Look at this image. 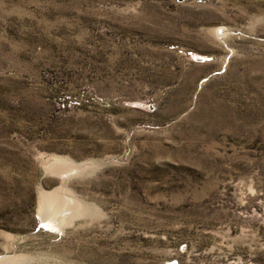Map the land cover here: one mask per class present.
Segmentation results:
<instances>
[{
	"label": "rangeland",
	"instance_id": "obj_1",
	"mask_svg": "<svg viewBox=\"0 0 264 264\" xmlns=\"http://www.w3.org/2000/svg\"><path fill=\"white\" fill-rule=\"evenodd\" d=\"M5 255L264 264V0H0Z\"/></svg>",
	"mask_w": 264,
	"mask_h": 264
},
{
	"label": "bare ground",
	"instance_id": "obj_2",
	"mask_svg": "<svg viewBox=\"0 0 264 264\" xmlns=\"http://www.w3.org/2000/svg\"><path fill=\"white\" fill-rule=\"evenodd\" d=\"M42 156H43V155H42ZM43 159H44V158H43ZM57 159H58V158H57ZM58 160H59V159H58ZM60 161H61V160H60ZM60 161H59V162H60ZM59 162H58V163H59ZM61 162L64 163L63 161H61ZM58 166H59V165H58ZM64 166H65V165H64ZM63 168H64V167H63ZM59 171H60V170H59ZM61 176H62V175H61ZM46 192H47V191H46ZM41 197H42V198H47V199H49V200H52V198H54V197H53V194H51V193H44V194L41 195ZM56 197H57V196H55V199H56ZM57 198H58V197H57ZM53 200H54V199H53ZM53 200H52L51 202H50V201H48V202H49V203H52V202H54ZM60 200H61V199H60ZM62 201H63V200H62ZM40 202H41V201H40ZM48 202H47V203L45 202L46 205L48 204ZM45 203L42 204V202H41V204L38 205V206H39L38 209H39L40 212H42L43 210L46 209V208H45L46 205L44 206ZM54 203H55V202H54ZM60 203H61V202H60ZM61 205H62V203H61ZM57 207H58V206H57ZM46 210H47V209H46ZM54 210H55V209H54ZM63 211H64V210H63ZM51 215H52L51 212L46 211V213H45V217H44L45 222H48V223L50 222V223H52L53 220H51V219H52V218L50 217ZM56 217H57V216H56ZM56 217H55V218H56ZM1 257H2V259L6 260V261H10V260H13L15 256H7V255H5V256H0V258H1Z\"/></svg>",
	"mask_w": 264,
	"mask_h": 264
}]
</instances>
